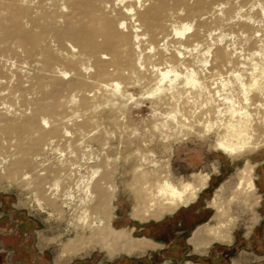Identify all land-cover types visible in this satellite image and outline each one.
Segmentation results:
<instances>
[{
  "label": "bare ground",
  "instance_id": "1",
  "mask_svg": "<svg viewBox=\"0 0 264 264\" xmlns=\"http://www.w3.org/2000/svg\"><path fill=\"white\" fill-rule=\"evenodd\" d=\"M4 50L11 53L0 55V181L14 179L32 208L65 222L60 240L75 234L60 241L56 264L95 248L110 260L162 249L133 236V227L112 226L118 184L139 223L196 204L212 177L176 181L171 168V146L192 136L245 160L228 193L223 183L206 201L213 213L188 237L191 254L234 243V206L258 213V163L246 158L264 151L260 73L251 87L252 71L264 66V0H0ZM143 108L150 118L134 123ZM158 145L168 157L158 156ZM123 146L131 147L123 157L134 163L131 182L115 181L121 158L113 152ZM246 228L248 238L254 225Z\"/></svg>",
  "mask_w": 264,
  "mask_h": 264
},
{
  "label": "rangeland",
  "instance_id": "2",
  "mask_svg": "<svg viewBox=\"0 0 264 264\" xmlns=\"http://www.w3.org/2000/svg\"><path fill=\"white\" fill-rule=\"evenodd\" d=\"M7 47L15 49L14 55L17 56L18 61L23 60L22 48H18L11 41ZM9 53L11 52L7 50L0 51V55L3 56ZM5 98L4 100L9 104L18 106L15 99L7 96ZM149 118L150 110L147 108L133 113L134 123H141ZM210 142V138L200 141L196 136H192L186 141L171 146L173 149L175 147L174 157L173 154L171 157V168L176 181L183 178L178 176L188 177L191 171L200 169L205 171L192 174H209L212 177L208 189L200 194L198 202L188 209L181 208V211L179 209L177 214L172 215L173 217L167 216L158 222L139 223L130 215L134 204L131 194L123 185H119L117 199L114 201L116 209L113 212L112 226L116 229L124 227L127 231L133 227L135 228L133 236L149 237L164 244L163 250L148 251L140 257L121 254L110 260L103 250L95 248L87 254L73 257L66 264H264V151L253 156L251 160V163H259L255 172L257 193L262 197L261 206L257 209L258 213L234 206V214L241 218L234 243L231 246L214 245L206 257L189 252L191 248L186 243L187 237L198 224L207 221L213 213L206 201L223 183L227 185L225 192L228 193V188L237 181V173L243 169V160L232 161L222 153L214 152L209 146ZM130 149L129 146H123L113 152L114 156L121 158L117 163L119 171L115 175L116 182L126 180L131 182L128 170L134 163L133 161L125 163L123 159ZM153 150L163 159L169 156L159 145L153 146ZM191 175L185 180H192ZM9 182L0 181V241L3 242V248L0 246V264H56L60 241L65 242L74 238L75 234L71 232L60 240L59 234H63L68 229L66 223H58L35 207L32 208L27 199L28 192L16 184L14 179ZM250 225H254V230L250 238H246L244 236L248 231L246 227ZM40 235L41 238L47 239L42 244ZM48 240L53 241L49 243Z\"/></svg>",
  "mask_w": 264,
  "mask_h": 264
},
{
  "label": "snow or ice",
  "instance_id": "3",
  "mask_svg": "<svg viewBox=\"0 0 264 264\" xmlns=\"http://www.w3.org/2000/svg\"><path fill=\"white\" fill-rule=\"evenodd\" d=\"M121 27H123V25H121ZM187 31H191V29H187ZM177 35H181V33H177ZM208 65L206 64V67ZM257 73H260V76H259V91L262 95H264V66H260V67H256L254 68V70L252 71L251 73V76H252V82H251V87L253 89H256L258 87V84H257ZM237 79L239 80L240 77H239V74H237ZM163 82V81H161ZM117 88L120 87L119 84L116 85ZM239 87L241 89H243V103L244 104H248L249 103V91H248V86H246V84L244 82H240L239 84ZM154 95V93H153ZM216 96H220V93L219 92H216L215 93ZM227 104H232L233 101L232 100H227L225 101ZM207 106V105H205ZM243 114V113H242Z\"/></svg>",
  "mask_w": 264,
  "mask_h": 264
},
{
  "label": "crops",
  "instance_id": "4",
  "mask_svg": "<svg viewBox=\"0 0 264 264\" xmlns=\"http://www.w3.org/2000/svg\"><path fill=\"white\" fill-rule=\"evenodd\" d=\"M180 146H183V145H180ZM180 146H177V147H180ZM174 154H175V147H174V149H173V157H174ZM258 154H260V153L251 154V155H249L246 159L250 162V164L258 163V162L251 163V162H252V161H251V160H252V157H253V156H256V155H258ZM243 160H245V159H243ZM258 165H259V163H258ZM258 165H257V166H258ZM198 171H205V170H203V169H200V170H194V171H191V172L189 173L188 177H184V176H182V175H180V176H178V177H183L184 179H189V176H190L192 173H195V172H198ZM119 185H122V184H118V186H119ZM226 186H227V185H226ZM119 188H120V187H119ZM199 198H200V197H199ZM198 200H199V199H198ZM197 202H198V201H197ZM194 205H195V204H194ZM192 206H193V205H192ZM188 208H190V207H188ZM188 208H182V209H188ZM182 209H180L179 211H181ZM179 211L177 210V211L175 212V214H177ZM175 214H174V215H175ZM172 215H173V214H172ZM172 215H170V216H172ZM174 215H173V216H174ZM173 216H172V217H173ZM198 225H199V224H198ZM196 227H197V226H196ZM196 227H195V228H196ZM195 228H194V229H195ZM194 229H193V230H194ZM193 230L191 231V233L193 232ZM190 235H191V234H190ZM251 235H252V233H251ZM251 235H250V236H251ZM250 236H249L248 238H250ZM187 240H188V237H187V239H186V243H187V245L190 247V245L188 244ZM157 243H158V242H157ZM162 245H163V248H162V249H159L158 251H161V250H163V249L165 248V245H164V244H162ZM0 246L3 248V242H2V241H0ZM190 248H191V247H190ZM158 251H157V252H158ZM190 251H191V249H190ZM190 251H189V252H190ZM154 253H156V252H154ZM189 256H190V254H189ZM206 256H207V255H206ZM206 256H205V257H206ZM67 263H68V262H67ZM64 264H66V263H64Z\"/></svg>",
  "mask_w": 264,
  "mask_h": 264
},
{
  "label": "flooded vegetation",
  "instance_id": "5",
  "mask_svg": "<svg viewBox=\"0 0 264 264\" xmlns=\"http://www.w3.org/2000/svg\"><path fill=\"white\" fill-rule=\"evenodd\" d=\"M13 233H16V232H13Z\"/></svg>",
  "mask_w": 264,
  "mask_h": 264
}]
</instances>
